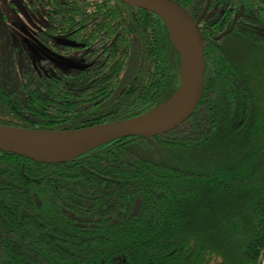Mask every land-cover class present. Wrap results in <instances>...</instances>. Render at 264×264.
<instances>
[{
  "label": "trees",
  "instance_id": "1",
  "mask_svg": "<svg viewBox=\"0 0 264 264\" xmlns=\"http://www.w3.org/2000/svg\"><path fill=\"white\" fill-rule=\"evenodd\" d=\"M176 1L198 18L208 0ZM24 5L84 65L1 94L0 123L135 119L179 89L181 56L157 14L119 0ZM200 27L205 89L178 127L68 161L0 150V264H264V0H211Z\"/></svg>",
  "mask_w": 264,
  "mask_h": 264
},
{
  "label": "water",
  "instance_id": "2",
  "mask_svg": "<svg viewBox=\"0 0 264 264\" xmlns=\"http://www.w3.org/2000/svg\"><path fill=\"white\" fill-rule=\"evenodd\" d=\"M119 1L157 14L169 27L181 56V84L177 92L163 105L135 119H122L75 129H35L0 123V150L41 162L68 161L118 138L153 137L166 133L193 114L205 89L207 62L200 22L211 0H208L206 8L197 19L176 0ZM175 98L176 104L170 112L148 119L154 110ZM54 150H59L62 155L50 156Z\"/></svg>",
  "mask_w": 264,
  "mask_h": 264
},
{
  "label": "flooded vegetation",
  "instance_id": "3",
  "mask_svg": "<svg viewBox=\"0 0 264 264\" xmlns=\"http://www.w3.org/2000/svg\"><path fill=\"white\" fill-rule=\"evenodd\" d=\"M11 7L19 12L23 8L28 21L21 25L8 22L0 4V96L28 93L23 87L27 79L60 75L84 65L73 55L75 44L53 35L48 23L30 17L24 0H12Z\"/></svg>",
  "mask_w": 264,
  "mask_h": 264
},
{
  "label": "rangeland",
  "instance_id": "4",
  "mask_svg": "<svg viewBox=\"0 0 264 264\" xmlns=\"http://www.w3.org/2000/svg\"><path fill=\"white\" fill-rule=\"evenodd\" d=\"M11 3H12V0H0L1 8L9 16L8 22L21 25L24 22L28 21L27 16L24 15L25 14L24 9L22 8L20 12L17 10H14L11 7Z\"/></svg>",
  "mask_w": 264,
  "mask_h": 264
},
{
  "label": "bare ground",
  "instance_id": "5",
  "mask_svg": "<svg viewBox=\"0 0 264 264\" xmlns=\"http://www.w3.org/2000/svg\"><path fill=\"white\" fill-rule=\"evenodd\" d=\"M180 46H182V44H181ZM176 99H177V98L171 100V101H170L169 103H167L166 105H164V106H162V107H160V108L154 110V111L152 112V114L148 117V119H150V118H151V119H152V118H157V117H159V116H162V115H164V114L170 112V111L174 108V106H175V104H176ZM49 155H50V156H53V157H59V156L62 155V152H59V150H54V151H51V153H50Z\"/></svg>",
  "mask_w": 264,
  "mask_h": 264
}]
</instances>
